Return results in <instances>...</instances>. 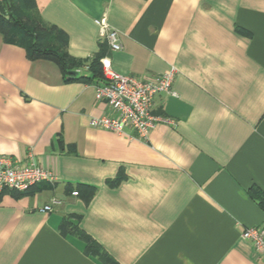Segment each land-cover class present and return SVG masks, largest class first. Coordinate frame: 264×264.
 I'll return each instance as SVG.
<instances>
[{
	"label": "crops",
	"instance_id": "crops-1",
	"mask_svg": "<svg viewBox=\"0 0 264 264\" xmlns=\"http://www.w3.org/2000/svg\"><path fill=\"white\" fill-rule=\"evenodd\" d=\"M34 2L77 74L0 33V154L57 175L0 195V264H264L242 236L264 226L249 193L264 191V0ZM105 55L125 75L177 68L154 102L173 125L147 140L90 125L110 113L89 68Z\"/></svg>",
	"mask_w": 264,
	"mask_h": 264
},
{
	"label": "built area",
	"instance_id": "built-area-1",
	"mask_svg": "<svg viewBox=\"0 0 264 264\" xmlns=\"http://www.w3.org/2000/svg\"><path fill=\"white\" fill-rule=\"evenodd\" d=\"M97 23L101 42H107L113 51L120 50L122 43L119 32L109 25L106 18L98 19ZM100 62L103 80L95 84V99L106 103L110 113L91 117L92 127L117 133L131 129L139 138L147 140L152 128L163 123L174 124L173 119L154 113V102L158 95L175 94L173 83L177 75L176 67L172 66L162 74L134 76L117 72L107 55ZM43 181L55 183L57 175L52 169L38 164L32 153L22 160L0 154V195L6 189L25 192ZM73 195H78V192H73ZM59 202L54 198L43 207V211H53V205ZM242 236L264 257V226L249 227Z\"/></svg>",
	"mask_w": 264,
	"mask_h": 264
},
{
	"label": "trees",
	"instance_id": "trees-1",
	"mask_svg": "<svg viewBox=\"0 0 264 264\" xmlns=\"http://www.w3.org/2000/svg\"><path fill=\"white\" fill-rule=\"evenodd\" d=\"M29 1L30 3L28 8H32L33 10L37 11L34 0ZM4 2H6L11 8L10 12L8 13L11 18L6 15L5 6H3ZM16 5L17 2L15 0H0V16L1 19H3L2 22L0 21V33L4 35L5 39L24 45L27 49L30 59L36 60L43 58L53 60L61 67L63 72H66L68 69H70L72 64L70 62L68 53H66L64 50L65 43L63 35L56 29L45 26L39 17L38 11L37 14L41 24L46 28L55 30L59 34V45L56 46L55 41L48 39L46 34H36L31 32L29 28L21 24V22L16 19V17L14 18L13 11L15 10ZM100 58L101 57H99V60L94 61V63L89 68H91L93 71L94 77H100L101 79L103 78V72ZM70 70H68V73ZM249 193L252 198L256 200L264 209V191L258 186H253L249 190ZM89 250H91L94 254L98 253L96 247H91Z\"/></svg>",
	"mask_w": 264,
	"mask_h": 264
},
{
	"label": "rangeland",
	"instance_id": "rangeland-1",
	"mask_svg": "<svg viewBox=\"0 0 264 264\" xmlns=\"http://www.w3.org/2000/svg\"><path fill=\"white\" fill-rule=\"evenodd\" d=\"M17 2V5L15 7V10L13 11L14 13V18L18 19L21 24L29 28V30L33 33L36 34H46L47 38L55 41L56 46L59 45V34L51 29V28H46L41 24V21L39 20L38 14L36 10H33L32 8H28L30 1L29 0H15ZM3 6H5V12L6 15L9 16V12L11 8L9 5L4 2ZM1 19V16H0ZM3 19L0 21L2 22Z\"/></svg>",
	"mask_w": 264,
	"mask_h": 264
},
{
	"label": "water",
	"instance_id": "water-1",
	"mask_svg": "<svg viewBox=\"0 0 264 264\" xmlns=\"http://www.w3.org/2000/svg\"><path fill=\"white\" fill-rule=\"evenodd\" d=\"M69 73H70V75L73 76V75H76L77 74V71L76 70H70Z\"/></svg>",
	"mask_w": 264,
	"mask_h": 264
}]
</instances>
